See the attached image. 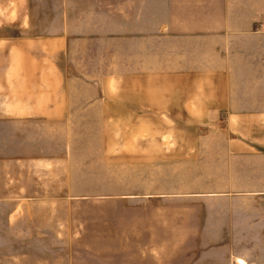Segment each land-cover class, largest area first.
<instances>
[{
	"label": "rangeland",
	"instance_id": "1",
	"mask_svg": "<svg viewBox=\"0 0 264 264\" xmlns=\"http://www.w3.org/2000/svg\"><path fill=\"white\" fill-rule=\"evenodd\" d=\"M62 1L29 0L31 33L59 24ZM10 7L14 0H0V17ZM17 34L0 25V36ZM89 66L93 79L75 80L71 109L56 117L5 110L11 99L0 88V264H185L211 249V188L228 146L221 137L260 128L196 110L195 95L190 110H164L171 96L158 89L147 110L130 81L116 93L99 62ZM89 82L91 94L79 93Z\"/></svg>",
	"mask_w": 264,
	"mask_h": 264
},
{
	"label": "crops",
	"instance_id": "2",
	"mask_svg": "<svg viewBox=\"0 0 264 264\" xmlns=\"http://www.w3.org/2000/svg\"><path fill=\"white\" fill-rule=\"evenodd\" d=\"M14 2L0 17L18 30L0 36L5 110L69 111L75 80L93 79L87 64L99 62L100 77L115 80L116 93L130 81L147 110H155L158 89L171 96L164 110H190L187 96L195 95L196 110L260 128L221 137L228 146L217 162L221 182L211 188V249L184 263L264 264V0H63L47 35L31 33L29 0ZM90 84L79 93L91 94Z\"/></svg>",
	"mask_w": 264,
	"mask_h": 264
}]
</instances>
